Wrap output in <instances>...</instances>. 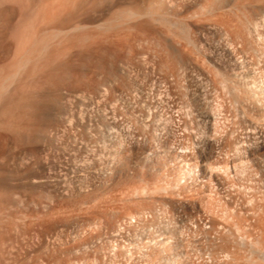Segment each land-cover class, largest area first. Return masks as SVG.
Here are the masks:
<instances>
[{
    "label": "rangeland",
    "instance_id": "obj_1",
    "mask_svg": "<svg viewBox=\"0 0 264 264\" xmlns=\"http://www.w3.org/2000/svg\"><path fill=\"white\" fill-rule=\"evenodd\" d=\"M0 264H264V0H0Z\"/></svg>",
    "mask_w": 264,
    "mask_h": 264
},
{
    "label": "bare ground",
    "instance_id": "obj_2",
    "mask_svg": "<svg viewBox=\"0 0 264 264\" xmlns=\"http://www.w3.org/2000/svg\"><path fill=\"white\" fill-rule=\"evenodd\" d=\"M36 106H38V105H34V106L30 107L32 109L31 112L29 113L30 118L48 117L47 115H45L44 112H42Z\"/></svg>",
    "mask_w": 264,
    "mask_h": 264
}]
</instances>
